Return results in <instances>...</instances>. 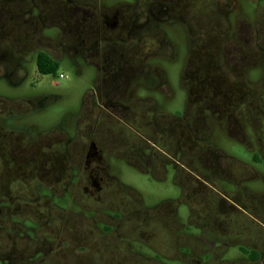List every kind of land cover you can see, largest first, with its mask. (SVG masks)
<instances>
[{
	"label": "flooded vegetation",
	"instance_id": "obj_1",
	"mask_svg": "<svg viewBox=\"0 0 264 264\" xmlns=\"http://www.w3.org/2000/svg\"><path fill=\"white\" fill-rule=\"evenodd\" d=\"M29 1L26 22L33 25L36 17H43L48 22V27H41L45 33L56 28V21L62 19L63 36H0V79L22 84L28 65L34 62L38 71V65L46 63L41 58L45 55L55 67L82 58L95 68L96 81L93 95L88 91L72 115L44 130L25 124L24 120L40 109L36 102L56 101L58 96L16 100L0 96V230L6 229L4 236L15 243L13 232L24 229L33 233L39 229L40 224L20 218L32 198H82L107 207L109 195L112 197L119 190L125 193L112 175L111 164L116 159L134 165L136 160L148 165L156 161V168L165 161L183 180L185 223H181L176 209L153 210L155 213L150 215L130 208L132 212L128 214L105 212V234L128 236L122 230L130 221L133 233L139 234L137 243L154 249L156 259L151 260L156 262L162 256L156 247L158 223L164 226L158 219L160 211L170 217L163 227L173 233L165 242L172 250L169 259L180 264H264V192L246 185L255 179L264 181V175L254 166L259 161L264 164V99L253 97L244 74L235 76L238 71L249 72L253 60L249 39L245 52L237 45L241 38H225L222 46L217 31L221 29V18H210L216 27L209 26L196 35L203 36L195 44L202 57L194 71L187 66L190 54L184 62V112L180 117L168 116L158 113L150 95L157 91L166 99L171 97L165 73L147 63L152 52L141 46L154 43L156 36H164L158 54L168 56L167 51L174 50L167 36H174L173 25L182 20V14L174 16L180 3L123 1L121 4L130 11L119 14V8H113L105 13V36H101L92 14L80 17L77 4L71 0L66 20L57 8L49 10L46 0ZM14 15L13 10L6 13L3 22L7 27H12L18 17ZM184 25L189 28L188 22ZM184 25L183 36H191ZM236 25L238 32L230 36H252L253 26L247 18ZM67 31L70 36H66ZM188 42L189 39L187 53ZM237 84L240 89L249 90L239 96L241 93L234 87ZM222 138L236 141L259 156L253 155L252 165L238 161L220 148L218 140ZM120 195L126 203H137L135 198ZM181 229L179 235L177 231ZM39 249L34 247L30 256ZM231 249L235 251L229 253ZM8 251L0 256V264H18L14 263L13 248ZM18 256L19 264L25 263L24 256Z\"/></svg>",
	"mask_w": 264,
	"mask_h": 264
},
{
	"label": "rangeland",
	"instance_id": "obj_2",
	"mask_svg": "<svg viewBox=\"0 0 264 264\" xmlns=\"http://www.w3.org/2000/svg\"><path fill=\"white\" fill-rule=\"evenodd\" d=\"M46 1L45 5L49 10L51 7L57 8L61 15L64 14L63 18H68L67 14L71 5L68 0ZM123 1L126 0H71L72 3L77 4L80 17L92 14L101 36H105V13H109L113 8H119V14H126L130 11L128 10L130 8L127 9L121 4ZM174 2L180 3L174 11V16L177 18L179 14L183 15L182 20L176 21L173 25L174 36H167L173 43L174 50L167 51L168 56L158 54L161 47L159 42L164 39V36H156L154 43L150 42L147 43V46H141L144 51L152 52L147 58V63L151 66H158L164 71L170 89L171 97L169 99L162 97L157 91L150 92L151 97L156 101L158 113L180 117L184 112L186 92L181 87L184 62L187 55L190 54L187 66L194 71L193 68L197 60L202 57L199 46L195 44L203 36L196 35H199L200 31L203 32L205 28L216 27L210 22V18H221V29L217 31L220 33L219 39H221L222 46L226 43L225 38L230 40L234 37L241 38L237 45L245 52L249 39V44L253 48V60L249 63V72L245 74L238 71L235 76L244 74V78H246L244 80L250 82L249 86L252 89L253 97L264 99V0L262 2L258 0H174ZM29 5V0H0V36H11V33L14 36H63L62 31L65 24L62 19L56 21V28L51 27L45 33L41 27L43 25L48 27V22L43 17L41 19L36 17L33 25L26 22L28 14L25 12L28 11ZM10 10H13V14L18 17L13 20L12 27H7L3 21L6 13ZM246 18L253 26L252 36H230L238 32L236 23L246 21ZM185 22L189 23V28L184 25ZM183 25L191 36H183ZM82 27L85 28V24ZM162 29L165 30L166 27L163 26ZM86 33H89L88 36L92 35L91 31H86ZM226 34L230 35L224 36ZM66 36H70L68 31ZM148 37L145 36L146 39ZM210 37L213 38V36ZM188 39L189 53L186 52ZM214 43L215 41L211 42L212 45ZM3 46L6 44L4 43ZM209 52L214 56L215 53L211 49ZM55 68L56 71L53 74L42 75L38 73L34 62H32L28 65V75L22 84L18 85L16 80L8 83L6 80L0 79V96L8 100L38 95L59 97L56 101L36 102V106L40 109L24 120L25 124L36 125L40 130L50 128L72 115L71 113L76 111L75 109L83 96L88 91H91L90 93L93 95L95 89L96 70L93 66L85 63L82 58L77 57L74 62L65 61L57 64ZM59 75H64V78L59 79ZM231 80L235 79L231 78ZM234 87L237 88L238 93L245 94L249 90L247 88L240 89V84ZM218 144L228 155L247 164H253L254 154L255 157L259 156L255 152H249L246 146L233 140L222 138V140H218ZM157 154H160V151ZM162 163L164 164L160 163L161 168H156V161L153 162V165H148L136 160L134 165L116 159L111 164L112 175L116 177L125 193H119V190L116 195L112 197L109 195L111 201L107 207L104 206L105 208L101 204H97L96 201L82 198L41 201L30 197L32 199L29 201V206L26 208L24 216L20 215V218L26 217L35 225L40 224L39 229L35 228L33 233L26 232L24 229L19 233L13 232L12 238H15V243H12V239L9 240L4 236L6 229L0 230V256L7 255L8 250L13 248L15 252V261H13L18 264V254L24 256L25 263L23 264H28L27 261L30 260H35L33 264H180L178 260L169 259L172 250L167 248L165 242L169 241L173 233L163 228L169 222L170 217L161 214L160 211L176 209L181 223H185L186 209L182 203L183 180L172 164L165 161ZM254 166L260 174L264 175L263 163L259 161ZM246 185L253 191L264 192L262 179L249 181ZM120 194L135 198L137 203L134 201L131 204L132 201L126 203L124 199L120 200L122 197ZM130 208L141 209L150 215L155 213L153 210H160L157 215L160 216L158 219L164 223V226L158 223L159 227L156 229L159 237L156 245L157 252L162 255L158 261L151 260L156 259L154 249L151 250L137 243L139 234L133 233L132 228L129 227L130 221L122 230L124 235L128 236L119 238L116 233L105 234L103 229L105 212L111 215L124 211L123 213L128 214L132 212ZM3 218L4 215L1 219ZM180 231L182 229L177 233ZM38 246L40 247L39 251H36L31 257L34 247ZM233 251L235 250L231 249L229 253ZM38 257L40 260L37 259Z\"/></svg>",
	"mask_w": 264,
	"mask_h": 264
},
{
	"label": "trees",
	"instance_id": "obj_3",
	"mask_svg": "<svg viewBox=\"0 0 264 264\" xmlns=\"http://www.w3.org/2000/svg\"><path fill=\"white\" fill-rule=\"evenodd\" d=\"M259 2H262L263 0H258ZM41 58H43L45 60V64H43V62L41 64L38 65V71L40 74L42 75H49V74H53L56 71V68L54 65H52L51 60L45 56L42 55ZM48 62V64H47Z\"/></svg>",
	"mask_w": 264,
	"mask_h": 264
},
{
	"label": "built area",
	"instance_id": "obj_4",
	"mask_svg": "<svg viewBox=\"0 0 264 264\" xmlns=\"http://www.w3.org/2000/svg\"><path fill=\"white\" fill-rule=\"evenodd\" d=\"M62 78H64L62 75H59V79H62Z\"/></svg>",
	"mask_w": 264,
	"mask_h": 264
}]
</instances>
